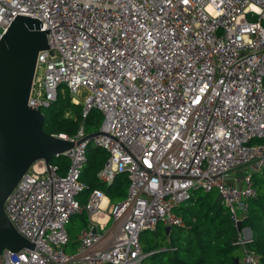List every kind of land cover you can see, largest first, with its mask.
Returning a JSON list of instances; mask_svg holds the SVG:
<instances>
[{
	"label": "built area",
	"instance_id": "obj_1",
	"mask_svg": "<svg viewBox=\"0 0 264 264\" xmlns=\"http://www.w3.org/2000/svg\"><path fill=\"white\" fill-rule=\"evenodd\" d=\"M16 14L36 17L47 42L27 104L41 110L63 83L100 122L80 140L82 122L57 133L74 141L64 173L39 158L20 175L4 211L33 246L3 249L0 264H142L140 231L181 224L174 207L195 190L219 191L242 220L264 164V0H0V34ZM88 141L107 152L98 178L126 174L121 199L100 205L97 188L78 199ZM81 210L68 252L66 223ZM247 229H237L242 264H263L243 245Z\"/></svg>",
	"mask_w": 264,
	"mask_h": 264
},
{
	"label": "trees",
	"instance_id": "obj_2",
	"mask_svg": "<svg viewBox=\"0 0 264 264\" xmlns=\"http://www.w3.org/2000/svg\"><path fill=\"white\" fill-rule=\"evenodd\" d=\"M41 111L44 115L42 128L55 134L72 136L80 122L84 132H91L100 122V112L94 107L89 108L84 116L81 115V103L70 100L63 83L58 86L54 99ZM106 156L104 148L91 141L86 143L85 160L79 175L86 187L77 194L79 200L93 188L100 189L114 202L125 195L127 177L124 172H116L109 181L97 177ZM48 161L56 165L57 172H65L68 164L65 154H54ZM250 181L255 192L246 199L245 219L243 216L241 220V226H247L250 230V236L243 245L264 264V164L251 171ZM212 192L195 190L174 207L182 219L181 224H171L165 228L162 222H157L153 229L140 231V247L147 253L142 264H242L239 231L232 223L227 207L216 200ZM85 214L81 210L69 216L66 223L68 237L64 244L68 252H73L77 243V232H71L68 222L80 215V229L86 225Z\"/></svg>",
	"mask_w": 264,
	"mask_h": 264
},
{
	"label": "water",
	"instance_id": "obj_3",
	"mask_svg": "<svg viewBox=\"0 0 264 264\" xmlns=\"http://www.w3.org/2000/svg\"><path fill=\"white\" fill-rule=\"evenodd\" d=\"M46 47L45 30L39 28L36 17L29 15L16 14L0 34V254L6 248L33 246L8 219L4 211L6 195L31 162L42 158L48 163L52 155L63 153L74 143L46 132L42 128L43 112L27 104L36 55ZM214 198L220 200L219 191ZM240 226L241 219L235 224L236 229Z\"/></svg>",
	"mask_w": 264,
	"mask_h": 264
},
{
	"label": "rangeland",
	"instance_id": "obj_4",
	"mask_svg": "<svg viewBox=\"0 0 264 264\" xmlns=\"http://www.w3.org/2000/svg\"><path fill=\"white\" fill-rule=\"evenodd\" d=\"M38 70L40 71V68ZM85 94H86V88L83 86H81L79 88V91L75 93L79 101H82L84 99ZM216 192H217L216 190H213L212 193L214 196L216 195ZM80 223H81L80 215H76L69 220L68 226L70 227L72 233L77 232L79 230Z\"/></svg>",
	"mask_w": 264,
	"mask_h": 264
},
{
	"label": "crops",
	"instance_id": "obj_5",
	"mask_svg": "<svg viewBox=\"0 0 264 264\" xmlns=\"http://www.w3.org/2000/svg\"><path fill=\"white\" fill-rule=\"evenodd\" d=\"M103 195L104 196H102L103 198H105V201H109V202H114V201H112V200H110V198L108 197V195H106V194H104L103 193ZM101 197V198H102ZM85 199V197H82V200H80V201H83ZM101 200V199H100ZM79 213V212H78ZM86 215V220H87V214H85ZM86 223H87V221H86ZM81 228V227H80ZM248 228V227H247ZM248 231H249V233H250V230H249V228L247 229ZM77 233H78V231H77ZM240 256H241V251H240ZM241 260V259H240Z\"/></svg>",
	"mask_w": 264,
	"mask_h": 264
},
{
	"label": "bare ground",
	"instance_id": "obj_6",
	"mask_svg": "<svg viewBox=\"0 0 264 264\" xmlns=\"http://www.w3.org/2000/svg\"><path fill=\"white\" fill-rule=\"evenodd\" d=\"M102 196H104V195H102ZM102 196H101V197H102ZM100 199H101V200H100V205H103V204L105 203V198L102 197V198H100Z\"/></svg>",
	"mask_w": 264,
	"mask_h": 264
}]
</instances>
